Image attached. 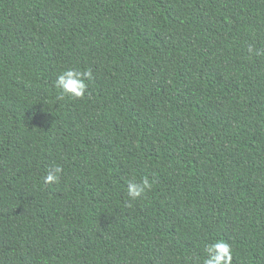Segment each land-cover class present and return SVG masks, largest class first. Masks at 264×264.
Here are the masks:
<instances>
[{
    "label": "trees",
    "instance_id": "obj_1",
    "mask_svg": "<svg viewBox=\"0 0 264 264\" xmlns=\"http://www.w3.org/2000/svg\"><path fill=\"white\" fill-rule=\"evenodd\" d=\"M249 44L264 0H0V264H203L216 240L264 264ZM66 68L92 69L83 99Z\"/></svg>",
    "mask_w": 264,
    "mask_h": 264
},
{
    "label": "clouds",
    "instance_id": "obj_2",
    "mask_svg": "<svg viewBox=\"0 0 264 264\" xmlns=\"http://www.w3.org/2000/svg\"><path fill=\"white\" fill-rule=\"evenodd\" d=\"M248 52L257 57L264 56V48H257L253 44L248 45ZM85 77L92 78V69L80 71L77 68H66L61 70L55 81V86L59 89L58 99H83L87 92V84ZM62 168L55 167L54 172H49L44 177V183H53L59 181V174ZM153 182L148 177L143 179L129 180L127 182V196L130 200H137L143 198L147 191L151 190ZM206 254L203 259V264H232L233 250L232 246L225 240H216L214 243L206 244L203 249Z\"/></svg>",
    "mask_w": 264,
    "mask_h": 264
}]
</instances>
